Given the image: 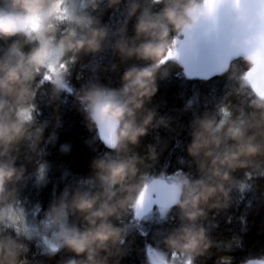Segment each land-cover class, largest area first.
Wrapping results in <instances>:
<instances>
[{
	"label": "trees",
	"instance_id": "obj_1",
	"mask_svg": "<svg viewBox=\"0 0 264 264\" xmlns=\"http://www.w3.org/2000/svg\"><path fill=\"white\" fill-rule=\"evenodd\" d=\"M52 1L0 0V15ZM200 1L83 0L75 19L47 15L59 78L30 61L40 32L0 31V264L264 261V101L241 57L208 79L183 71L175 44ZM102 99L120 122L114 148L91 116ZM153 178L177 183L179 201L137 219ZM9 207L31 219L10 222ZM62 217L64 238L45 248L33 229Z\"/></svg>",
	"mask_w": 264,
	"mask_h": 264
},
{
	"label": "water",
	"instance_id": "obj_2",
	"mask_svg": "<svg viewBox=\"0 0 264 264\" xmlns=\"http://www.w3.org/2000/svg\"><path fill=\"white\" fill-rule=\"evenodd\" d=\"M15 22L0 15V31ZM176 51L184 72L205 79L224 73L233 59H245L250 64L246 72L248 84L253 94L264 101V0H201L183 27ZM110 106L107 99L96 102L91 116L100 141L114 148L120 122L110 112ZM180 195L178 184L153 178L141 189L134 215L140 219L154 207H171ZM150 262L164 264L151 256ZM263 262L254 259L244 264Z\"/></svg>",
	"mask_w": 264,
	"mask_h": 264
},
{
	"label": "rangeland",
	"instance_id": "obj_3",
	"mask_svg": "<svg viewBox=\"0 0 264 264\" xmlns=\"http://www.w3.org/2000/svg\"><path fill=\"white\" fill-rule=\"evenodd\" d=\"M82 1L83 0H57L54 4L53 1L51 2L53 6L49 10L38 9L34 12L29 9H26L24 10V12L18 11L12 13L11 15L17 22L14 29L22 30L25 32H40V34H38V38L40 41L39 49L35 52L30 61L42 65L46 69V71L55 78H59V73L61 71L63 63L62 59L65 56V48L62 45L53 43V41L49 40L47 37L42 36L44 35V33H42L41 31L42 26L39 21L41 23L43 21V23L45 24L49 23L50 20L47 19V15H51L55 20L57 19V21L75 19L76 11H73V9L78 7ZM87 4L88 2L81 5L78 10L86 7ZM65 66H63V68H65ZM5 209L7 210V212L3 211V213L10 222L17 224L21 223L22 225H24L25 222H29V219H31V216L28 217L29 215L27 214V212H25L21 208L11 210L12 207H9ZM63 221V217L62 219L55 218L51 221L47 220L40 225L39 229H33L35 234L41 237L43 241H46L48 243L45 244V248L56 249L60 245H58V243L62 238H64L66 233V225ZM17 224L16 226H18ZM28 229L33 232L31 227H28Z\"/></svg>",
	"mask_w": 264,
	"mask_h": 264
}]
</instances>
